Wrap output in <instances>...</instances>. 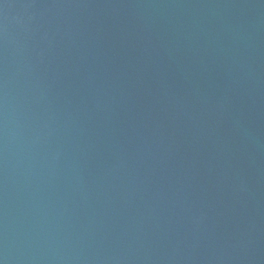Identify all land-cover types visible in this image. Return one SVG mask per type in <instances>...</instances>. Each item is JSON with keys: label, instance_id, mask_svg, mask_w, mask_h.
Segmentation results:
<instances>
[{"label": "water", "instance_id": "obj_1", "mask_svg": "<svg viewBox=\"0 0 264 264\" xmlns=\"http://www.w3.org/2000/svg\"><path fill=\"white\" fill-rule=\"evenodd\" d=\"M0 264H264V0H0Z\"/></svg>", "mask_w": 264, "mask_h": 264}]
</instances>
